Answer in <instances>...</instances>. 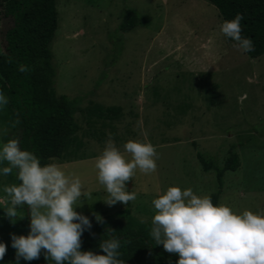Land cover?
Instances as JSON below:
<instances>
[{
  "label": "rangeland",
  "instance_id": "374dc122",
  "mask_svg": "<svg viewBox=\"0 0 264 264\" xmlns=\"http://www.w3.org/2000/svg\"><path fill=\"white\" fill-rule=\"evenodd\" d=\"M127 7L147 15L150 24L117 32ZM56 10L50 45L55 88L69 96L79 129L61 157L49 162L78 176L90 194L81 197L77 212L103 216L124 207L104 202L108 194L95 158L109 134L123 152L127 140H144L145 133L159 156L157 170L137 169L126 184L136 193L131 211L140 220H152L157 190L191 187L209 196L217 188L215 173L202 169L196 151L221 165L232 146L239 166L225 173L218 204L237 213L264 209V54L238 50L220 31L223 18L209 0H57ZM12 25L11 17L0 15V51ZM8 110L0 105V146L20 140ZM13 183L15 169L8 176L0 171V215L8 203L4 186Z\"/></svg>",
  "mask_w": 264,
  "mask_h": 264
},
{
  "label": "clouds",
  "instance_id": "9594fccd",
  "mask_svg": "<svg viewBox=\"0 0 264 264\" xmlns=\"http://www.w3.org/2000/svg\"><path fill=\"white\" fill-rule=\"evenodd\" d=\"M243 18L242 13H237L234 18L223 20L220 31L246 53L254 50V44L241 34ZM18 71L27 72L29 68L20 64ZM7 103L0 93V105ZM144 135V140H127L122 152L109 134L95 158L97 178L108 194L104 202L109 206L136 200V193L127 191L126 184L137 169L144 174L157 170L158 153ZM5 162L7 166L0 168L3 175L8 176L15 169L20 181L4 186L8 199L5 213L14 222L17 209L26 204L31 217L28 235L11 234L16 264L20 258L39 259L42 250L45 259L55 264H126L120 259V240L114 236L101 240L98 246L102 253L81 251V235L91 228V221L75 209L82 205L81 197L90 194L82 191L78 176L66 174L56 162L41 164L33 152L22 150L14 138L0 146V165ZM151 204L154 214L150 236L155 245L178 255L176 264H264V209L237 213L227 204H214L209 196L195 194L191 187L182 190L179 186L157 190ZM96 218L101 220L98 215ZM113 232L109 228L105 234ZM6 251V245L0 243V260Z\"/></svg>",
  "mask_w": 264,
  "mask_h": 264
},
{
  "label": "trees",
  "instance_id": "16d2710c",
  "mask_svg": "<svg viewBox=\"0 0 264 264\" xmlns=\"http://www.w3.org/2000/svg\"><path fill=\"white\" fill-rule=\"evenodd\" d=\"M209 1L223 20L242 13L241 34L252 39L254 44V50L246 54L250 57L264 54V0ZM56 3L57 0H0V15L11 17L13 22L4 34L5 49L0 51V93L8 100L6 105L12 120L20 126L19 146L33 152L41 164L61 157L70 137L79 129L69 96L58 95L55 88L57 69L50 45L58 25ZM149 24L147 15L127 7L116 31L127 32ZM20 64L28 66L29 71H18ZM107 111L115 109L108 108ZM196 158L204 171L213 170L215 173L217 188L209 197L218 204L225 173L239 166L238 153L235 147H230L221 165L200 151H196ZM17 182L20 183L18 179ZM21 207L23 213L14 222L7 215H0V243L7 247L0 264L16 259L11 234L26 236L30 231V209L28 214L26 210L29 206ZM82 214L91 221V228H86L81 235V251L102 253L98 246L101 240L114 236L120 240V259L126 264H176L179 259L177 254H170L162 245L154 244L150 236L151 221H142L134 216L131 201L113 214L99 216L100 221L92 214ZM109 228L114 230L111 235L105 234ZM19 261L21 264H55L45 259L43 250L39 259L26 261L20 258Z\"/></svg>",
  "mask_w": 264,
  "mask_h": 264
},
{
  "label": "water",
  "instance_id": "95a60500",
  "mask_svg": "<svg viewBox=\"0 0 264 264\" xmlns=\"http://www.w3.org/2000/svg\"><path fill=\"white\" fill-rule=\"evenodd\" d=\"M128 187H130V183H128ZM26 210H27V214L29 213V207H26Z\"/></svg>",
  "mask_w": 264,
  "mask_h": 264
}]
</instances>
